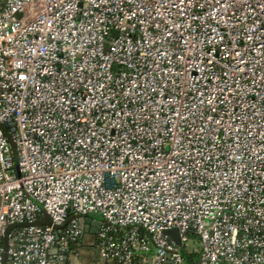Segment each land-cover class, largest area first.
<instances>
[{
  "label": "built area",
  "instance_id": "built-area-1",
  "mask_svg": "<svg viewBox=\"0 0 264 264\" xmlns=\"http://www.w3.org/2000/svg\"><path fill=\"white\" fill-rule=\"evenodd\" d=\"M0 264H264V0H0Z\"/></svg>",
  "mask_w": 264,
  "mask_h": 264
},
{
  "label": "water",
  "instance_id": "water-1",
  "mask_svg": "<svg viewBox=\"0 0 264 264\" xmlns=\"http://www.w3.org/2000/svg\"><path fill=\"white\" fill-rule=\"evenodd\" d=\"M91 222V219H86L84 221V238H83V244L84 246H89L90 244L88 243L89 240H90V237L88 235H92L96 228L99 227L100 225V222L99 221H93L92 224L95 225L94 228H91V229H88L87 228V224H89ZM165 234L167 236H169L174 242H176L177 244H180V241H179V237H178V234H177V231L175 229H170V230H166L165 231Z\"/></svg>",
  "mask_w": 264,
  "mask_h": 264
},
{
  "label": "rangeland",
  "instance_id": "rangeland-1",
  "mask_svg": "<svg viewBox=\"0 0 264 264\" xmlns=\"http://www.w3.org/2000/svg\"><path fill=\"white\" fill-rule=\"evenodd\" d=\"M89 219L94 220V221H99V222L101 221V218L99 216L89 217ZM84 221H85V219H82L81 220V224L83 225V228L85 226L84 225ZM48 223H49V219L47 217H45L43 219V221H42V224H48ZM11 229H12V227H8L6 229V234H8L11 231ZM7 243H8V240L7 239L3 240V242H2V246H3L5 252H6L7 248H8ZM197 249H198V245H196L195 243H193L191 240L188 242V244L185 247V250L187 252H189V253L192 252V251H195ZM5 258H6V255H5Z\"/></svg>",
  "mask_w": 264,
  "mask_h": 264
},
{
  "label": "crops",
  "instance_id": "crops-1",
  "mask_svg": "<svg viewBox=\"0 0 264 264\" xmlns=\"http://www.w3.org/2000/svg\"><path fill=\"white\" fill-rule=\"evenodd\" d=\"M89 237H90V239H91V242H92V237H93V235H88ZM91 245V244H90ZM91 253L90 252H88V253H83V255L81 256L82 257V259H80L79 261L80 262H82V263H87V262H89V260L91 259ZM74 262H77V261H74ZM79 262V263H80Z\"/></svg>",
  "mask_w": 264,
  "mask_h": 264
},
{
  "label": "trees",
  "instance_id": "trees-1",
  "mask_svg": "<svg viewBox=\"0 0 264 264\" xmlns=\"http://www.w3.org/2000/svg\"><path fill=\"white\" fill-rule=\"evenodd\" d=\"M197 257V254H193L192 256H189L188 258H189V263L190 262H193V260H194V258H196Z\"/></svg>",
  "mask_w": 264,
  "mask_h": 264
}]
</instances>
